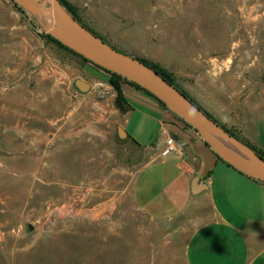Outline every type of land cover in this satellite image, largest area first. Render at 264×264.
<instances>
[{"label": "rangeland", "instance_id": "rangeland-1", "mask_svg": "<svg viewBox=\"0 0 264 264\" xmlns=\"http://www.w3.org/2000/svg\"><path fill=\"white\" fill-rule=\"evenodd\" d=\"M67 1L119 51L160 57L181 89L195 61L217 63L247 92L264 89V0ZM43 34L0 0V264H186L184 220L149 219L133 202L149 155L126 137L114 89L99 92L107 75ZM77 79L91 89L79 92ZM135 91L122 87L137 107L126 133L146 140L157 126ZM33 136L43 141L30 145Z\"/></svg>", "mask_w": 264, "mask_h": 264}, {"label": "crops", "instance_id": "crops-1", "mask_svg": "<svg viewBox=\"0 0 264 264\" xmlns=\"http://www.w3.org/2000/svg\"><path fill=\"white\" fill-rule=\"evenodd\" d=\"M153 63L163 66L157 55ZM218 67L213 61L207 65L195 61L184 71L183 90L216 121L264 154V89L258 95L247 92ZM95 84L101 86L100 93L111 94L112 87L106 82ZM124 86L131 85L122 83ZM135 90L131 97L146 108L140 114L157 126V133L146 140L134 134L137 143L126 133L137 112L127 101L125 135L149 155L132 180L135 206L155 221L184 220L186 264H264V183L220 161L195 130L154 98ZM11 127L17 130L23 125L15 121ZM38 141L43 137L33 136L30 145H38ZM168 145H182L183 155H165Z\"/></svg>", "mask_w": 264, "mask_h": 264}, {"label": "water", "instance_id": "water-1", "mask_svg": "<svg viewBox=\"0 0 264 264\" xmlns=\"http://www.w3.org/2000/svg\"><path fill=\"white\" fill-rule=\"evenodd\" d=\"M12 1L36 20L43 33L94 65L127 79L153 95L168 110L191 126L222 161L239 173L264 183L262 157L210 119L156 71L139 59L114 49L91 33L66 11L59 0ZM74 85L81 93H87L91 88L88 82L81 79H77ZM116 103L123 110L118 99Z\"/></svg>", "mask_w": 264, "mask_h": 264}, {"label": "trees", "instance_id": "trees-1", "mask_svg": "<svg viewBox=\"0 0 264 264\" xmlns=\"http://www.w3.org/2000/svg\"><path fill=\"white\" fill-rule=\"evenodd\" d=\"M59 2L61 3V5L66 9V11L75 19L77 20L81 25H83L86 29H88L91 33H93L94 35H96L97 37L101 38L103 41H105L106 43H108L104 38L100 37L98 34H96L93 30H91L90 28H88L81 20L80 16H79V12L78 9L73 6L72 4H70L67 0H59ZM43 36L45 38H47L50 42H53L54 44H56L59 48H61L64 51H67L77 57H79L80 59H82V61L85 64H90L92 67L96 68L97 70L103 72L104 74L107 75L108 79L107 82L108 84H110V86L114 89V91L117 94V99L122 103V108L124 112L129 111V106L127 105V101L124 99L123 97V93H122V83H126L131 85L132 87H134L135 89L144 92L145 94L149 95L150 97L154 98L160 105H162L165 109H167L165 107V105L163 103H161L158 99H156L153 95H151L150 93H148L147 91H145L144 89H142L141 87H139L138 85L128 81L127 79L109 72L105 69H102L100 67H98L97 65H94L93 63H91L90 61H88L87 59L83 58L82 56L78 55L77 53H75L74 51L70 50L69 48L65 47L64 45H62L59 41H57L56 39H54L53 37L43 34ZM109 44V43H108ZM113 47V46H112ZM114 49H116L115 47H113ZM118 50V49H116ZM137 59H139L142 63H144L146 66L150 67L151 69H153L154 71H156L164 80H166L169 84L173 85L174 87H176L183 95H185L187 97V99H189L192 103H194L201 111H203L210 119H212L214 122H216L218 125H220L225 131H227L230 135L234 136L235 138L241 140L242 142L246 143L245 141H243L242 139L239 138V136H237L233 131H231L230 129L226 128L224 125L220 124L218 121H216L209 113H207L201 106H199L194 99H192L183 89H181L175 82L174 79V75L169 72L167 69H165L164 67H162L160 64L157 63H153L150 62L147 59L144 58H138L135 57ZM177 117V116H176ZM180 121H182L186 126L190 127L187 123H185L182 119H180L179 117H177ZM130 138V137H128ZM132 142L139 146L134 140H132ZM252 150L255 151L256 154H258L260 157H262L264 159V154L260 151H258L257 149H255L254 147H252L251 145H249L248 143H246ZM207 145V144H206ZM208 146V145H207ZM216 157L222 161L217 155ZM224 162V161H222ZM225 163V162H224ZM227 164V163H226ZM228 165V164H227Z\"/></svg>", "mask_w": 264, "mask_h": 264}, {"label": "built area", "instance_id": "built-area-1", "mask_svg": "<svg viewBox=\"0 0 264 264\" xmlns=\"http://www.w3.org/2000/svg\"><path fill=\"white\" fill-rule=\"evenodd\" d=\"M170 153H175L179 156L183 155V146L179 145V146H174V145H168V147L165 149L164 154H170Z\"/></svg>", "mask_w": 264, "mask_h": 264}]
</instances>
